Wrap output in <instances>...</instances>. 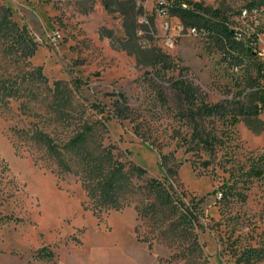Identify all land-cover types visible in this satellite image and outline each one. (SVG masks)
I'll list each match as a JSON object with an SVG mask.
<instances>
[{"label": "rangeland", "instance_id": "1", "mask_svg": "<svg viewBox=\"0 0 264 264\" xmlns=\"http://www.w3.org/2000/svg\"><path fill=\"white\" fill-rule=\"evenodd\" d=\"M247 1L217 0L210 8L220 13L199 20L206 34L185 35L173 48L157 40L152 47L170 59L155 63L126 32L137 10L123 12L118 0H0L36 42L24 54L0 36V81L17 89L0 90V264H264V110L235 124L229 114L198 118L214 136L203 147L183 116L191 104L172 86L186 77L211 104L244 98L259 60L249 38L255 29L264 37V16H242ZM112 92L126 96L134 120L108 113ZM59 96L69 99L58 104ZM92 103L105 109L97 115L103 143L120 161L146 169L132 178L120 209L94 211L78 176L61 172L39 139L44 132L61 147ZM152 178L167 179L184 205L158 200ZM148 202L154 213L142 217L136 206ZM186 206L197 214L192 223ZM253 248L260 252L246 262Z\"/></svg>", "mask_w": 264, "mask_h": 264}, {"label": "trees", "instance_id": "2", "mask_svg": "<svg viewBox=\"0 0 264 264\" xmlns=\"http://www.w3.org/2000/svg\"><path fill=\"white\" fill-rule=\"evenodd\" d=\"M120 8L123 12L128 13L135 10V5L129 1L118 0ZM108 8L109 4H105ZM204 14L213 12L219 14L220 10H212L210 7H202ZM0 36L9 38L14 45H22V52L29 54L36 49V42L33 40L31 34L26 27H19L18 24L12 20V13L9 7L0 5ZM185 16V15H184ZM193 16V15H192ZM191 16V17H192ZM187 17V16H186ZM200 24L201 21L197 20ZM193 21V22H197ZM202 25V24H201ZM205 26H208L205 24ZM221 29L222 26L218 24ZM137 20H135V28L126 26L128 36H136ZM234 30L225 32L228 36L233 35ZM137 38V36H136ZM138 40V39H137ZM139 46L149 49L153 61L155 63L169 62L170 56L168 54L156 51L152 46ZM124 47L129 49V45L124 43ZM263 64L258 60L257 62V77L251 78L250 91L240 100L225 99L222 103L211 104L204 99L203 91L200 87L194 84L186 77L177 78L172 82L174 90L180 101L188 102L191 107L187 109V113L183 116L190 119L193 123V137L196 139L197 144H203V147L212 145L214 136L206 132L198 124V118L206 116H213L217 114H229L233 124L243 120L241 117H248L251 115L257 116L263 110L264 106V84L261 79L264 77L261 73ZM40 75L42 73L40 71ZM79 81V80H78ZM76 81L78 84H80ZM61 80L55 81L56 88H59ZM15 88L8 84L5 80L0 81V90L5 95H12ZM111 95H116L114 99V108L109 110L108 113L122 121L124 119L134 120L133 110L130 108L126 96L122 92H112ZM64 96L56 97V103L68 100L69 97ZM162 98L165 99V96ZM86 109H90L91 116H86ZM105 109L100 103L86 104L83 106L80 114H77L73 134L68 140L59 147L56 142L48 134L38 132L39 139L46 145L47 152L53 159H55L58 169L61 172L73 173L81 180L82 185L87 191L90 200L91 208L96 212H101L103 209H120L126 204L127 193L134 188L132 178L134 176L140 177L146 172V169L138 164L130 162L128 165L120 161L113 154L112 148L103 143L104 133L106 127L104 124V117L97 115L104 114ZM245 120V119H244ZM247 121V120H246ZM250 125V123L247 121ZM255 131H258L254 129ZM135 131L138 135L143 136L139 124L135 125ZM166 156L162 155V164L165 166ZM166 172L169 176H176V167L168 165ZM256 175H261L263 172L260 168L255 170ZM167 179L159 180L152 178L148 182L151 191L156 195V198L164 203L172 204L173 207L183 206L182 200L175 196V191L172 187L169 188L166 184ZM128 203V202H127ZM138 214L142 217H149L154 213L155 204L146 203L145 205L136 206ZM188 215V216H187ZM184 216L188 217V221L192 223L197 219L195 210L186 206ZM260 250L253 248L248 251V258L246 262L250 261L251 256L259 253ZM264 258V256H262ZM243 258L241 257L240 260Z\"/></svg>", "mask_w": 264, "mask_h": 264}, {"label": "built area", "instance_id": "3", "mask_svg": "<svg viewBox=\"0 0 264 264\" xmlns=\"http://www.w3.org/2000/svg\"><path fill=\"white\" fill-rule=\"evenodd\" d=\"M124 1L133 3L138 12L136 36L141 46H155L156 41L160 40L161 46L173 48L185 35L206 34V27L209 26L205 27L197 20L204 14L202 7H212L217 0ZM241 13L244 18L264 16V0H248ZM249 39V47H253V52L258 47L259 61L263 64L261 73L264 76V37L255 29ZM261 82L264 84V77Z\"/></svg>", "mask_w": 264, "mask_h": 264}]
</instances>
